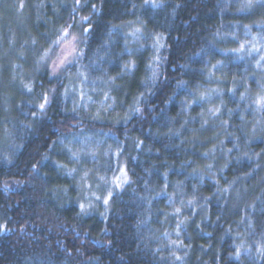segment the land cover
Returning <instances> with one entry per match:
<instances>
[{
	"label": "trees",
	"instance_id": "16d2710c",
	"mask_svg": "<svg viewBox=\"0 0 264 264\" xmlns=\"http://www.w3.org/2000/svg\"><path fill=\"white\" fill-rule=\"evenodd\" d=\"M243 11L0 0V61L30 72L0 109V264H264V4ZM87 135L114 145L128 178L95 215L72 203L64 147Z\"/></svg>",
	"mask_w": 264,
	"mask_h": 264
},
{
	"label": "rangeland",
	"instance_id": "374dc122",
	"mask_svg": "<svg viewBox=\"0 0 264 264\" xmlns=\"http://www.w3.org/2000/svg\"><path fill=\"white\" fill-rule=\"evenodd\" d=\"M254 4H264V0H239L241 12L245 10V8L249 9ZM125 32L124 40L126 44H136L140 38L138 26L128 27ZM249 37L251 39L255 38V36ZM242 50L243 48L241 46L238 52ZM256 50L255 47H251L250 52L255 53ZM66 51L67 49H64V51L62 50V54L66 53L68 55ZM26 64L28 63L23 62V65H16V62L13 60L0 61V109L7 107L12 97L15 95L19 96L20 90H22L21 93L25 92L26 89L23 85L25 86V81L28 79V74L30 73ZM58 65H60V62ZM15 68L19 69V75H14L13 70ZM85 88L86 84L83 78L80 77V75H75L69 80V89L66 90L65 97L71 98L70 95L73 93L75 97L74 103L77 107L81 93L86 92ZM259 91H261L259 92L261 95L264 93L260 88ZM256 97L255 99L258 100L257 106H259L256 109L258 110L262 106L260 108L261 110L258 111L261 113L264 110V97L261 98L259 95ZM71 102H73V99ZM86 106L87 104H84V107ZM263 127L264 126H262V128ZM2 130V136L4 138L6 133L4 128H2ZM104 138L106 137L101 135H87L78 138L73 137L64 144L65 150H68L73 156L72 160H75L72 166L73 170L70 173L74 178L73 183L75 187L72 203L86 215H95L98 212V206L104 205L105 201L108 200L110 196L119 193L128 183L124 163L122 162V164L115 155V159H111L109 154L112 153L111 149L114 145L111 148H105L107 145L110 146L112 144L107 143V145H103ZM1 140L2 138H0V141ZM261 143L264 146V138ZM3 147L4 143L2 140L1 148ZM111 165H113L112 168ZM110 169L111 171H109Z\"/></svg>",
	"mask_w": 264,
	"mask_h": 264
},
{
	"label": "snow or ice",
	"instance_id": "6c2138e0",
	"mask_svg": "<svg viewBox=\"0 0 264 264\" xmlns=\"http://www.w3.org/2000/svg\"><path fill=\"white\" fill-rule=\"evenodd\" d=\"M67 35H68V33L65 31L64 36H67ZM61 39H63V37ZM57 43H59V41ZM68 62L70 63L71 61H68ZM63 65H64V61H61L60 65H57L56 68H53V74L56 73L57 68L62 67ZM29 90H31V89H29ZM41 108H43V105H41ZM105 203H107V201H105Z\"/></svg>",
	"mask_w": 264,
	"mask_h": 264
}]
</instances>
